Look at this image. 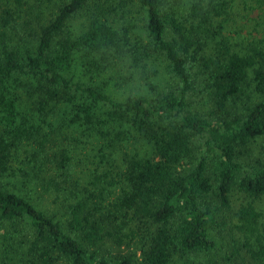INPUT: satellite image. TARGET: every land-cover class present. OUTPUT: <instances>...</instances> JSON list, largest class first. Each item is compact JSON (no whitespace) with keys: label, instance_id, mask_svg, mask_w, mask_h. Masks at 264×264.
Instances as JSON below:
<instances>
[{"label":"trees","instance_id":"1","mask_svg":"<svg viewBox=\"0 0 264 264\" xmlns=\"http://www.w3.org/2000/svg\"><path fill=\"white\" fill-rule=\"evenodd\" d=\"M0 264H264V0H0Z\"/></svg>","mask_w":264,"mask_h":264}]
</instances>
